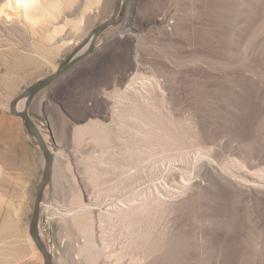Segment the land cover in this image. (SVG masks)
Segmentation results:
<instances>
[{"label": "rangeland", "instance_id": "obj_1", "mask_svg": "<svg viewBox=\"0 0 264 264\" xmlns=\"http://www.w3.org/2000/svg\"><path fill=\"white\" fill-rule=\"evenodd\" d=\"M124 1L90 52L100 86L28 106L53 155L39 216L53 264H264V0ZM115 4L42 0L31 22L0 0V223L17 229L0 264H43L28 226L44 154L9 102Z\"/></svg>", "mask_w": 264, "mask_h": 264}, {"label": "water", "instance_id": "obj_2", "mask_svg": "<svg viewBox=\"0 0 264 264\" xmlns=\"http://www.w3.org/2000/svg\"><path fill=\"white\" fill-rule=\"evenodd\" d=\"M125 5L126 1L122 2V0H116L115 8L111 16L107 20L98 24L90 32L86 39L77 45L51 74L33 82L9 102L10 113L23 119L25 126L34 135L44 154L43 172L36 187L33 209L28 226L29 235L43 257V264H53L51 254L41 239L39 232L40 204L44 188L51 178L53 155L50 153L48 146L42 138L35 122L29 115L28 106L33 97L38 92L50 85L55 79L61 76L70 67H72L75 63L87 56L92 51L100 33L108 26L116 23L117 18L120 17L124 11ZM22 99H25V102L23 107L19 108L18 104Z\"/></svg>", "mask_w": 264, "mask_h": 264}, {"label": "crops", "instance_id": "obj_3", "mask_svg": "<svg viewBox=\"0 0 264 264\" xmlns=\"http://www.w3.org/2000/svg\"><path fill=\"white\" fill-rule=\"evenodd\" d=\"M94 54L95 53H90L79 60L61 76L55 79L50 85L44 88V90H49L55 85L69 88H80L79 86H84L86 92H88L89 89L95 90L96 87H99L101 84V77L97 74L96 65L98 63L96 62L95 58L97 55ZM81 102L87 111L91 106V101L88 97V94L82 97Z\"/></svg>", "mask_w": 264, "mask_h": 264}, {"label": "bare ground", "instance_id": "obj_4", "mask_svg": "<svg viewBox=\"0 0 264 264\" xmlns=\"http://www.w3.org/2000/svg\"><path fill=\"white\" fill-rule=\"evenodd\" d=\"M15 2H16L17 7L20 8L21 13L23 15V18L25 20L28 19L31 22H33L35 20L37 11L42 6V0H15ZM0 25H1V22H0ZM0 31H1V29H0ZM24 102H25V99H22L19 102L18 107L19 108L23 107ZM4 179L5 178H3V175L0 172V185L4 186V184H5L6 186H8L9 184ZM1 204H2V199L0 197V207H1ZM0 225H1L0 226V230H1L0 236L1 237H8V236H11L12 234H15L17 232V229H16L14 223L11 222L8 218H4L2 220V222L0 223Z\"/></svg>", "mask_w": 264, "mask_h": 264}]
</instances>
